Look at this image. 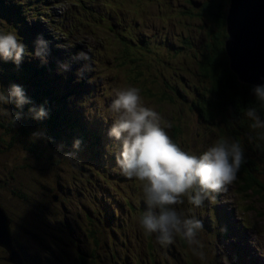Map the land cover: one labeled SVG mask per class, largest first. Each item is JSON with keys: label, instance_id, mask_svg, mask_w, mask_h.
Segmentation results:
<instances>
[{"label": "rangeland", "instance_id": "1", "mask_svg": "<svg viewBox=\"0 0 264 264\" xmlns=\"http://www.w3.org/2000/svg\"><path fill=\"white\" fill-rule=\"evenodd\" d=\"M148 1H130L131 11L138 14L136 25L147 36H155L159 46H151V54L145 56L141 55V50L140 54H136L138 50H131L132 47L128 50L132 51L134 61L139 60L144 78L158 82L151 83L149 87L154 89L150 90H155L160 83L156 89L159 90L166 83L176 87L177 93L172 91L170 98L163 100L168 103L163 105L149 99L151 97L146 98L148 93L141 88L144 80L136 78V69L127 60H123L119 68L125 81L118 90L127 86L139 87L146 105L158 111L165 121L171 122L172 127L166 131L186 151L201 154L218 139L239 142L244 149L247 169L264 187V128L251 127L253 121L246 115L250 107L244 109L236 104L233 109L222 111L220 116L216 114L212 120H204L196 110L198 107L205 109L204 103L200 106L201 94L209 85L197 75L193 56L210 42L209 24L196 17L191 18L180 8L183 2L189 10L190 1L201 4L205 0H155L152 4ZM1 24L15 31L16 27L7 22ZM17 31L20 36V28ZM128 31L135 38L134 29L133 32ZM191 42L193 47L188 49ZM24 44L27 49V43ZM171 45L179 48L176 55L175 50L170 49ZM32 48L30 45L27 51ZM19 67L7 64L9 75L0 72V90H6L13 84L22 85L20 82L10 83L13 76L21 75ZM35 77L33 72L32 80L37 84ZM38 77L42 82L41 76ZM49 78L48 74L46 79ZM46 82L51 84V80ZM22 88L26 94L28 90L24 86ZM42 88L34 90L40 92ZM115 93L109 99H114ZM77 95H82L86 101L80 102ZM77 95L73 103L83 110L85 121L95 125L87 117V95L79 92ZM26 96L32 102L29 108H45L46 105H40L42 99L31 97L29 92ZM49 99L56 108L50 95ZM253 99L255 105L252 107L257 108L264 120V106L255 96ZM105 101L101 96L98 102L101 112H104ZM93 106L94 102L89 103L90 110ZM4 109L11 116L18 112L21 116L13 122ZM28 109L17 110L14 103L0 104V139L3 141H0V205L7 213L11 223L8 228L21 251L24 249L41 261L38 264H82V260L84 264H139V261L144 264H264V191L255 193L247 190L244 181L237 176L226 192L214 194L216 199L205 200L201 207L190 204L185 198L184 203L177 207L186 215L202 220L203 230L198 238L203 244L204 258L194 255L187 241L179 236L172 244L163 247L157 243L156 234L147 235L139 226V218L145 211L141 185L121 173L115 159L119 145L108 138L106 131L103 130L104 135L99 142L104 146V160L91 157L89 144L81 145L77 156L67 159L64 154L73 151V141L81 138H63L55 142L46 126L48 116L42 120L34 119ZM109 117L102 123L110 129L114 113L111 112ZM20 130L29 135L24 136ZM37 131L44 132L49 139L33 140L32 134ZM70 131L75 134L73 129ZM8 141L15 145L7 147ZM99 153V149H95L94 154L98 156ZM20 166L24 167L16 168ZM10 173L14 179L8 181ZM254 189L260 188L255 185ZM37 210L48 211L42 213ZM108 215L114 219L110 220ZM86 248L90 254L88 260L81 254L86 252ZM6 258L8 254L0 246V264L7 263Z\"/></svg>", "mask_w": 264, "mask_h": 264}, {"label": "clouds", "instance_id": "2", "mask_svg": "<svg viewBox=\"0 0 264 264\" xmlns=\"http://www.w3.org/2000/svg\"><path fill=\"white\" fill-rule=\"evenodd\" d=\"M35 43L34 55L46 63L49 42L41 36ZM25 54L26 46L15 31L0 32V58L12 61L18 67ZM75 58L91 60L89 52L84 51L77 53ZM61 67L67 69L68 65ZM85 68L91 70L89 65ZM252 92L264 106V85L254 86ZM12 103L22 109L32 102L22 86L13 84L6 90H0V104ZM110 110L114 119L107 135L119 144L116 164L124 176L134 178L141 185L145 211L139 218L140 228L147 235L156 234L157 243L163 247L172 244L176 237H182L193 254L203 259V244L198 238L203 222L194 215L179 211L177 206L187 198L190 204L201 207L205 200L214 201V194L226 192L246 160L244 149L239 142L224 138L212 143L201 154L184 150L166 131L172 127L171 122L165 121L158 111L146 105L141 89L136 86L118 90ZM4 111L11 116L7 109ZM29 112L37 120L48 116L43 106H33ZM246 115L253 121L252 128H264V120L256 107L247 109ZM20 116V112L11 116L12 121ZM32 138L49 139L42 131L34 132ZM81 145L82 141L75 139L73 151L65 153L64 157L75 158Z\"/></svg>", "mask_w": 264, "mask_h": 264}, {"label": "bare ground", "instance_id": "3", "mask_svg": "<svg viewBox=\"0 0 264 264\" xmlns=\"http://www.w3.org/2000/svg\"><path fill=\"white\" fill-rule=\"evenodd\" d=\"M71 1L75 3L71 4ZM130 1L134 0H9L8 10L10 12L0 9V14L14 16L19 20L17 27L22 32L18 36L19 31L15 28L17 36L23 44L24 42L27 43V49H29L30 45L33 46L30 51L33 55L36 50L35 42L38 37L42 36L49 42L46 63L35 55L34 57L42 65L36 60L32 61L30 57L31 62L29 65L35 67L36 70L34 71L38 73V75L34 73L37 78L33 79L40 82L41 79L38 76H41L42 81L45 80L46 85H49L46 82L47 80H51L50 85H53V83H57V76H60L57 68L67 64V69L62 68L66 74L65 79H67V75H70V79L79 89L78 92L87 95V117L97 123L106 133H108L109 128L102 122L110 119V105L113 99L109 98L125 81L124 76L119 71V68L122 67V51L127 45L125 33L128 30L133 32L134 29V36L140 47L147 45L159 46L155 36H147L141 27L136 25L139 22L138 14L131 11ZM148 2L152 4L155 3V0ZM19 4H31L32 18L27 14H19ZM32 34H34V39H32ZM81 51L89 52L91 60L76 59L77 53ZM151 51L148 49V52ZM27 57L28 55L24 56L23 60H26ZM86 65H89L91 70L86 69ZM42 66L47 69L42 68ZM45 73L50 75L49 79L44 77ZM61 81L60 79L58 83ZM77 96H80V102L86 101L82 95ZM101 96L106 99L104 112H101L98 106ZM93 102L94 106L90 110L89 103ZM93 110L96 112H93ZM103 135V132H97L96 136L102 139ZM115 143L119 145L117 142ZM57 199L55 198L54 201H57ZM0 210L7 217V213L1 205ZM6 221L8 225L11 224L8 217ZM6 221L4 222L6 223ZM12 239L9 230L10 247L13 250L15 247ZM0 246L3 247L2 245ZM3 248L8 254L10 253L8 249ZM16 252L18 253L17 250ZM18 255L21 258L19 264H25L23 256L19 253Z\"/></svg>", "mask_w": 264, "mask_h": 264}, {"label": "trees", "instance_id": "4", "mask_svg": "<svg viewBox=\"0 0 264 264\" xmlns=\"http://www.w3.org/2000/svg\"><path fill=\"white\" fill-rule=\"evenodd\" d=\"M8 3L9 0L5 2V0H0V9H4L8 12ZM191 9H187V5L183 2L182 7L180 8L184 12L188 13L191 18H197L199 20H203L204 22L208 23L209 31H208V37L210 38V42L207 43L206 48L204 47L200 51H196L193 56L194 64H195V71L198 76L203 78L207 84L209 85L208 89H205L204 94H201V105L203 103L205 104V109L197 108V112L201 116V118H204V120H212L215 118L216 114L220 116V113L222 111H228V109H233L236 104L241 105L244 109L246 107H252V105H255L254 99H253V92H252V85L242 83L238 80L237 76L231 71L230 69V63H229V57L225 50V42L227 40V25H226V17L228 15L230 0H205L201 4L199 3H193L190 1ZM18 9L20 10L19 14L24 15L28 13L25 8H23V5L19 4ZM3 21L7 22L8 24L12 25V27H16L18 29L17 20L14 16H8L5 14H0V31L4 30V33L12 32L10 29L6 27V24H1ZM22 32V31H20ZM126 38L125 41L127 45L123 49V53L121 56L122 61L126 60L130 62V64L134 65V68L136 71L134 73L136 78L140 79L142 78L144 80V85L141 86V88L144 90L145 93H148L149 99H155L154 101L156 103H159L161 105L167 104L168 102H164L163 100L167 98H170V93L172 91L177 93L176 87H172L170 85H165L160 87L159 90H156L158 86L157 84L155 87V90H153V87H149L151 83H158L157 81L149 80L148 78H144L142 75V72L140 71V62L137 59L136 61L133 60L132 51L128 50V48L132 47L131 50H138L136 51V54H140L145 56L151 54V46H138L136 42V38H134L129 31L125 33ZM185 44V43H184ZM193 47V42H191L188 46V49H191ZM145 49H149L151 52H146ZM170 49L175 50V55L177 51H179V48H175L173 45L170 46ZM181 49V48H180ZM141 50V51H140ZM168 52V50H166ZM171 51V50H170ZM30 57L32 58V61H38L33 53L29 52L28 57L26 60H23L22 63L19 65L20 74H16L13 76V79H10V83L12 81L14 82H20L22 83L21 86H24L26 90V95L28 92L30 93V96H35L34 98H37L38 100L42 99V103L40 105H46L45 109L48 112V123H47V129L49 130L50 134L53 136L54 141H59L63 138L66 139H74V138H81L82 145L85 146V144H89L90 150H91V157L96 160H104V146L103 144L99 145V142L101 141L100 138H98L97 132H103V129L100 128V126L97 123H89L85 121V114H83V110L79 109L75 106L73 103L74 96L77 95L79 89L71 83L70 75H67V79L57 76V83H53V85H46L45 80L42 82H37V85L32 80L31 72H34L38 75L35 67H31L30 64ZM40 63V61H38ZM7 64L8 65H14L12 61H4L2 58H0V72H2L4 75H9V71L7 70ZM41 64V63H40ZM42 65V64H41ZM42 68L47 69L42 66ZM49 71V70H48ZM157 76V75H154ZM44 77H48V75L45 73ZM62 80L60 83H58L59 80ZM59 84V85H58ZM37 87H42L41 91H35ZM149 88H153L150 90ZM150 91V93L148 92ZM144 94V93H143ZM49 95L54 99L55 101V107L51 105V100L49 99ZM180 95V94H179ZM250 96V98H249ZM249 100V101H248ZM39 101V102H40ZM170 103H172V99H170ZM249 102V103H248ZM248 103L247 105H245ZM15 104V103H14ZM30 107L29 104H26L23 106L22 109L17 110H27ZM29 110V109H28ZM205 110V111H204ZM178 119H176L177 121ZM227 122V120H224ZM247 128V127H246ZM70 129H73L75 131V134H72ZM177 131V128H173ZM180 129H178L179 131ZM20 133H22L24 136H28L29 134L20 130ZM179 133V132H178ZM62 136V138H60ZM64 140V139H63ZM0 141H2L0 139ZM3 142V141H2ZM73 144V143H72ZM7 147L9 146L12 148V146L15 145V143H12V141L6 142ZM4 145V146H6ZM99 149V155H95L94 151L95 149ZM38 152H41L37 150ZM39 157V155L37 156ZM24 167V166H23ZM23 167H16V168H23ZM27 167V165L25 166ZM28 171V170H27ZM26 171V172H27ZM10 177L8 181L13 180V173L9 174ZM237 176H239L241 181H244L245 185L244 188L247 190L255 191V193H262L264 191V187L257 183L256 177L254 175H251V172L247 169V165L245 162L241 165L239 172L237 173ZM28 177V176H27ZM255 185H258L260 189H254ZM12 191V190H11ZM31 200V199H30ZM29 202V198H28ZM31 202V201H30ZM37 202V201H36ZM38 212L46 213L48 210H37ZM108 218L110 220L114 219V216L108 215ZM47 219V217H46ZM12 235V241L13 246L18 251L20 255L21 252L23 253V259L27 264H38L40 261L37 260V258L29 255L22 249L21 251L20 245L17 241V239L14 238ZM75 236V233H73ZM182 238V237H181ZM19 247V249H18ZM21 251V252H20ZM86 252L81 253L82 257H84L85 260H88V257H90L89 249L86 248ZM8 254V252L6 251ZM9 255V254H8ZM84 255H87L84 256ZM57 256V255H56ZM58 260V259H57ZM5 261H7L5 259ZM46 261V260H45ZM193 263V262H192ZM5 264H13L12 262H8ZM44 264V263H42ZM82 264H84V261L82 260ZM139 264H144L141 261H139Z\"/></svg>", "mask_w": 264, "mask_h": 264}, {"label": "water", "instance_id": "5", "mask_svg": "<svg viewBox=\"0 0 264 264\" xmlns=\"http://www.w3.org/2000/svg\"><path fill=\"white\" fill-rule=\"evenodd\" d=\"M226 25L231 71L242 83L264 85V0H230ZM6 218L0 210V245L10 252L6 260L19 264L20 256L10 247Z\"/></svg>", "mask_w": 264, "mask_h": 264}, {"label": "flooded vegetation", "instance_id": "6", "mask_svg": "<svg viewBox=\"0 0 264 264\" xmlns=\"http://www.w3.org/2000/svg\"><path fill=\"white\" fill-rule=\"evenodd\" d=\"M25 264H27V263L25 262Z\"/></svg>", "mask_w": 264, "mask_h": 264}]
</instances>
